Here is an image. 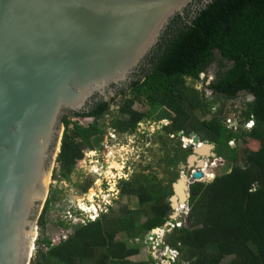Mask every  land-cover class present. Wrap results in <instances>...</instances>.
I'll return each instance as SVG.
<instances>
[{
    "label": "trees",
    "instance_id": "16d2710c",
    "mask_svg": "<svg viewBox=\"0 0 264 264\" xmlns=\"http://www.w3.org/2000/svg\"><path fill=\"white\" fill-rule=\"evenodd\" d=\"M197 5L188 6L183 16L170 20L154 47L151 68L143 79L132 81L129 89L120 93L121 102L100 101L87 112L62 117L63 133L55 161L58 171L53 178L69 180L85 150L102 148L105 130L101 120L112 113L113 104L117 109L110 126L116 133L130 135L141 122L168 120L161 129L166 137L181 132L187 138L195 133L201 142L214 144L217 157L231 164L228 173L190 186L185 225L174 226L162 239L177 252L173 264H223L227 258L225 264H264V0H213L203 7ZM217 57L230 66L221 71L224 64L219 61V70L207 86L209 101L202 91L189 87L186 79L199 80ZM126 92L129 97L124 96ZM240 93L252 100L234 111L239 129L232 130L225 120L233 111L216 104L214 98L235 99ZM136 102L145 104L147 110H134ZM212 108L210 120L193 115L197 112L204 117ZM71 117L91 122L83 126ZM249 121L254 124L245 129ZM188 152L178 147L167 153L166 166L183 161ZM180 154L182 159L176 158ZM148 182L138 177L121 181L119 197H135L138 206L134 209H120L119 214L103 212L83 225L60 223L73 229L72 234L57 242L37 239L30 264H152V257L129 260L139 254V248L118 239L119 234L127 240L137 239L154 228L163 231L167 222L175 224L170 221V186ZM92 184L93 179L88 178L80 185L81 194ZM55 198L52 193L39 215L41 234Z\"/></svg>",
    "mask_w": 264,
    "mask_h": 264
},
{
    "label": "water",
    "instance_id": "95a60500",
    "mask_svg": "<svg viewBox=\"0 0 264 264\" xmlns=\"http://www.w3.org/2000/svg\"><path fill=\"white\" fill-rule=\"evenodd\" d=\"M212 1L0 0V264H30L62 117L87 112L96 94L129 81L174 16ZM189 137L190 175L181 173L183 190L179 179L169 199L170 220L182 226L177 209L187 206L189 185L217 159L212 143ZM159 230L148 236L162 237Z\"/></svg>",
    "mask_w": 264,
    "mask_h": 264
},
{
    "label": "rangeland",
    "instance_id": "374dc122",
    "mask_svg": "<svg viewBox=\"0 0 264 264\" xmlns=\"http://www.w3.org/2000/svg\"><path fill=\"white\" fill-rule=\"evenodd\" d=\"M219 61L224 64L221 71L229 68V62L217 57V61L207 69L206 79H204L205 76L203 75H201L200 80L197 81L186 79V84L189 87L193 86L202 90L204 97L209 101L212 98L209 96L207 85L217 74L219 70ZM124 96L129 97L128 92L124 93ZM110 97H114L115 103L122 101V95L112 94ZM251 100V96L244 95L243 93H240L235 99L214 98L216 104L230 107L233 111L230 115L233 117L235 114L234 111H239L244 102ZM116 109L117 107L113 104L111 108L112 113L107 114L101 120V124L105 130L102 148L99 151L85 150L83 159L76 163L75 169L69 180H62L58 177L53 178L54 173L58 171V167L56 163L52 165L46 200L52 193H56V198L51 203L50 209L45 215L47 224L42 234L36 224L34 244L37 239L40 238H47L52 242H57L64 240L68 235L72 234L73 229L70 227L63 228L60 225V223L65 225L72 224L68 219V212H76L81 209V213L86 222H89L95 220L99 214L103 212L109 213L111 211L115 214H119L120 209L136 208L138 205L135 197H119L118 191L121 181H127L133 177H138L140 179L147 178L149 182L146 184H159L163 186H171L175 181L176 175L172 176V169L168 168L165 164L167 153L170 155L178 147L181 150L187 149L188 143H190L188 140L191 139L182 135L177 136V134L175 136L166 137L161 129L169 123L168 120L159 122L148 120L141 122L138 124L136 132L130 135L116 133L110 126V119L115 116L114 110ZM133 109L145 112L147 106L143 103L136 102ZM211 112L212 113L209 112L204 117L197 112L193 113V115L198 120H210L214 113L213 111ZM118 116L119 115H117V117ZM71 118L83 126L91 122L89 118ZM161 123L162 126L158 128ZM190 152L191 151L185 156L190 154ZM106 165H108V168L104 170ZM230 169L231 164L226 163L222 159H217L210 165L205 166L203 172H208V174H204V178H202L201 182H211L215 176L226 174ZM209 177L212 178L209 179ZM88 178L93 179V184L86 193L81 194L79 186L83 185ZM44 205L45 203H43L41 210H43ZM185 206L179 209L181 211H179L178 215V217H181L183 220H185L188 212V203L187 206ZM94 207L96 210H94ZM96 211H98L97 214H95ZM41 212L42 211H40V213ZM179 224L180 226L182 225L181 222H179ZM162 229L161 235L163 237V234L170 228L166 227L164 229L162 226ZM118 239L125 240L128 246L139 248V254L129 258L131 261H147L149 257H152V264H163V256H167L166 250L162 244H160V237L158 236L151 238L147 233L143 237L127 240L124 234H119ZM147 240L151 242L152 246L150 248L146 243ZM155 243H159L157 250L152 249ZM35 255L36 247L34 246L31 260H34ZM227 260H229V258H227ZM227 260H225L223 264H225Z\"/></svg>",
    "mask_w": 264,
    "mask_h": 264
},
{
    "label": "flooded vegetation",
    "instance_id": "af4514ba",
    "mask_svg": "<svg viewBox=\"0 0 264 264\" xmlns=\"http://www.w3.org/2000/svg\"><path fill=\"white\" fill-rule=\"evenodd\" d=\"M197 1H195L194 3H192V4H195ZM153 51H154V48L142 59V61H141V63H142V65H141V67H140V69L139 70H137L136 71V73H132V75L130 76V80L129 81H125V85H124V82L123 83H121L120 85H112L111 87H110V89H111V92L112 93H110L109 94V92L107 91L106 93H105V95H99V94H96L94 97H92V99H91V106L92 105H96V103H98V102H100V101H109V100H111V99H114V97H110V95L111 94H114V95H120L121 96V92L124 90V91H127L128 89H129V86L131 85V83H132V81H135V80H138V79H143L145 76H146V74H147V72H148V70L151 68V61H150V59H151V57H152V54H153ZM207 72V71H206ZM90 105H89V107H91ZM89 111V110H88ZM140 124V123H139ZM189 137V136H188ZM190 138V137H189ZM191 139V138H190ZM189 141V140H188ZM214 145V144H213ZM186 149V148H185ZM187 150V149H186ZM216 147H215V145H214V149H213V152L216 154ZM191 153V152H190ZM174 156H175V154H174ZM188 156V155H187ZM187 156H184V160L183 161H177L176 163H175V165L174 166H172V167H170L171 169H172V176H174V175H176V177H175V181L173 182V183H176L179 179H181L182 178V174L181 173H183L186 177H189V175H190V169H188V163H187ZM182 157H183V154H180L179 156H177L176 158H178V159H182ZM216 157H217V154H216ZM217 159H221V158H218L217 157ZM216 159V160H217ZM180 165H184V169H180ZM215 165V164H214ZM180 169V170H179ZM172 183V184H173ZM172 184H171V186H170V189H171V195L168 197V202H169V204H170V197L174 194V189H173V187H172ZM190 186L191 185H189V189H188V191H189V193L191 194V191H190ZM191 196V195H190ZM164 236V235H163ZM161 238V240L163 239V237H160Z\"/></svg>",
    "mask_w": 264,
    "mask_h": 264
},
{
    "label": "built area",
    "instance_id": "2783aa9c",
    "mask_svg": "<svg viewBox=\"0 0 264 264\" xmlns=\"http://www.w3.org/2000/svg\"><path fill=\"white\" fill-rule=\"evenodd\" d=\"M195 89L200 90L198 88H195ZM200 91H202V90H200ZM208 91H209V96H210L211 95V91L210 90H208ZM214 110H215V108H212L213 112H214ZM233 118L234 117L232 115H229L228 118L225 120V123L232 130H238L239 127L237 126V123H236V121H234ZM252 126H253V121H249L248 123H246L244 125V128L245 129H250ZM189 142H191V141L189 140ZM229 144H232V142H229ZM67 215L69 216L68 217L69 221L72 223L70 225H77V224L83 225V224L87 223L85 218H84V216H83V214L81 213V209H79V211H76V212H74V211L68 212ZM174 226H176V227L180 226L179 222H175L174 225L171 224V227H174ZM159 242L161 244V238L159 239ZM158 246H159V243H155V244H153L152 249H156L157 250ZM166 251L171 253L170 260L168 262L166 256H163L162 263L163 264H173L174 261L176 260V257H177L176 250L170 249V248H166Z\"/></svg>",
    "mask_w": 264,
    "mask_h": 264
},
{
    "label": "bare ground",
    "instance_id": "6f19581e",
    "mask_svg": "<svg viewBox=\"0 0 264 264\" xmlns=\"http://www.w3.org/2000/svg\"><path fill=\"white\" fill-rule=\"evenodd\" d=\"M205 153H206V152H204V154H205ZM194 161H198V160H194ZM212 163H213V161H212ZM210 164H211V163H209V164H207V165H210ZM207 165H206V166H207ZM106 168H108V165L105 166L104 170H105ZM203 173H204V172H203ZM205 173H206V172H205ZM205 173H204V174H205ZM207 174H208V172H207L205 175H207ZM211 178H212V177H209V179H211ZM201 180H202V179H201ZM201 180H199V182H201ZM194 184H195V183H194ZM179 187H180L181 190H183V180H182V179H181V182H180ZM188 189H189V188H188ZM190 195H191V194H190ZM181 207H183V206H181ZM181 207H180V208H181ZM180 208L177 209L178 213H179V209H180ZM94 210H96L95 207H94ZM82 212H83V211H82ZM84 212H85V211H84ZM97 213H98V211H96L95 214H97ZM157 234H158V235H161L162 233H161L160 230H159ZM32 252H33V251H32ZM170 257H171V254H168L167 257H166L167 260H168V262H169V260H170Z\"/></svg>",
    "mask_w": 264,
    "mask_h": 264
},
{
    "label": "clouds",
    "instance_id": "9594fccd",
    "mask_svg": "<svg viewBox=\"0 0 264 264\" xmlns=\"http://www.w3.org/2000/svg\"><path fill=\"white\" fill-rule=\"evenodd\" d=\"M201 75H203V74H201ZM201 75H200V76H201ZM199 80H200V79H199ZM208 85H209V84H208ZM208 85H207V86H208ZM194 88H195V87H194ZM253 124H254V122H253ZM250 129H251V128H250ZM181 135H182V134H181ZM190 141H191V140H190ZM188 142H189V141H188ZM190 143H192V142H190ZM190 143H188V144H190ZM229 145L233 146V142H232V144H229ZM84 154H85V152H84ZM173 225H174V224H173ZM181 226H182V225H181ZM163 235H164V234H163ZM161 244H162V246H163V242H162V240H161ZM163 247H164V246H163ZM164 248H165V250H166V247H164ZM164 248H163V249H164ZM167 248H168V247H167Z\"/></svg>",
    "mask_w": 264,
    "mask_h": 264
},
{
    "label": "crops",
    "instance_id": "0c3cea01",
    "mask_svg": "<svg viewBox=\"0 0 264 264\" xmlns=\"http://www.w3.org/2000/svg\"><path fill=\"white\" fill-rule=\"evenodd\" d=\"M133 257H135V256H133Z\"/></svg>",
    "mask_w": 264,
    "mask_h": 264
}]
</instances>
